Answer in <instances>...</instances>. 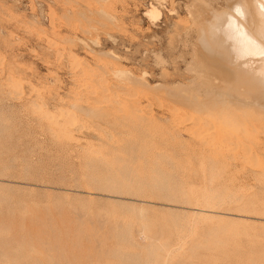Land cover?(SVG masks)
I'll return each mask as SVG.
<instances>
[{
    "label": "rangeland",
    "instance_id": "374dc122",
    "mask_svg": "<svg viewBox=\"0 0 264 264\" xmlns=\"http://www.w3.org/2000/svg\"><path fill=\"white\" fill-rule=\"evenodd\" d=\"M244 2L0 0V264H264V123L217 115L214 140L174 123L257 81L208 33L236 14L264 52ZM129 74L152 87L137 101Z\"/></svg>",
    "mask_w": 264,
    "mask_h": 264
},
{
    "label": "bare ground",
    "instance_id": "6f19581e",
    "mask_svg": "<svg viewBox=\"0 0 264 264\" xmlns=\"http://www.w3.org/2000/svg\"><path fill=\"white\" fill-rule=\"evenodd\" d=\"M243 1V0H242ZM201 3H203V2H201ZM245 4H243L242 5V3H241V6H240V4H239V7H242V12L243 11H245L246 9H248V12H249V21H251V23H253V24H259V25H261V26H263L264 27V0H245V2H244ZM238 4H236V6H237ZM199 6V5H198ZM231 8H233V7H231ZM202 9V8H201ZM220 9V8H219ZM236 9V7L234 8V10ZM237 9H238V7H237ZM226 10V9H225ZM228 10V9H227ZM219 11V10H218ZM233 11V10H232ZM237 11V10H236ZM214 12V11H213ZM227 12V11H226ZM229 12V11H228ZM247 12V11H246ZM245 12V13H246ZM193 13V12H192ZM203 13V12H202ZM216 13V12H215ZM230 13V12H229ZM234 13V12H233ZM241 13V12H240ZM244 13V12H243ZM204 14V13H203ZM247 14V13H246ZM191 15V14H190ZM215 15V14H214ZM220 15V14H219ZM236 15V14H235ZM235 15H233L232 16V14L230 15V14H223V15H220V16H218V18H215V19H220V17L222 18L223 16H225V18H226V20H227V22H223L222 21V23H224V24H216V22H214L215 24H211V26H210V28H209V26H208V28H209V32L208 33H210V31L211 32H214L213 34H215L216 36H217V34H218V37H219V35L221 36L220 38V44H224L225 43V52H227L228 51V48L230 47L229 45H228V43L227 42H231V43H236L237 45L239 44V50H240V52L242 53L241 55H238L237 56V54L236 53H232V51H230L229 50V52L231 53H229V52H227V54H229V57L230 56H232V55H234V54H236L235 56V58H236V60H235V63H237L238 64V66L239 67H237V69H245V70H247V72H248V70H251L250 71V76L251 75H255V76H253V77H258V79H257V81H252V80H248V79H246L247 81H251V83H242L243 85H245V86H242V84L240 85V83H239V86L241 87H243V88H241L242 90V98L240 97V95H238V91H240V89L238 90L237 89V94H235V93H233V94H235L236 95V97H237V95H238V97H239V99H240V101H239V103H240V105H238V106H233L232 105V103H230V102H227L226 100H225V102L223 101V102H221L220 104V106H217V105H214V106H216L215 108H214V114L215 115H212V114H210V111H208V110H194V111H192L191 113L189 112H184L185 114L183 115V117H181V113H179V115H180V117L181 118H178L179 116L177 115V118L176 117H174L175 118V120L177 119L178 121H175L174 123L176 124V126H177V129L176 130H178V131H184L185 133H188L189 135H192V136H194V137H201L202 136V133H207V131L208 132H210L209 130H211V128H212V132L211 133H213V135L211 134L210 135V137L211 136H214L215 134V129H214V119H215V117L218 115L219 116V118H226V119H228L229 117H230V115L232 114L231 112L233 111V113H234V111L235 112H237V113H239V112H242V113H245V111H246V115H247V111H249V115H250V112L252 113H254L253 114V116L254 117H256L258 120H260L262 123H264V102L263 103H261L262 101H260L261 100V98H259L260 100H258L255 96V98H253V94H254V92L255 93H260L259 95H261V92L263 91V89H264V52H260L259 50V52L256 50V46H257V44L255 43V41L248 35V30L246 29V27L244 26V22L243 23H241V22H239V21H237L238 20V18L236 19L234 16ZM240 15V14H239ZM144 16L145 17H149V18H153V19H155V18H158V16H159V13H158V11L156 10V9H154V8H152L151 7V10H149V11H147L145 14H144ZM246 17L248 16V15H245ZM245 16H244V19H247V18H245ZM213 17V16H212ZM217 17V16H216ZM197 18V17H196ZM203 18V17H202ZM224 18V17H223ZM222 18V19H223ZM225 18L223 19V20H225ZM228 18V19H227ZM222 19H220L219 21H221ZM197 20V19H196ZM225 20V21H226ZM248 20V19H247ZM247 20H245V21H247ZM214 21V20H213ZM216 21V20H215ZM218 21V20H217ZM241 21H243L242 19H241ZM206 22V21H205ZM218 23V22H217ZM220 23V22H219ZM247 23V22H246ZM248 24V23H247ZM249 24H250V22H249ZM248 27V26H247ZM263 27H261V28H263ZM254 28V27H253ZM258 28V27H257ZM199 29V28H198ZM200 30V29H199ZM202 30V29H201ZM207 30V29H206ZM208 31V30H207ZM255 31V30H254ZM203 32V31H202ZM258 32H261V31H258ZM205 33V32H204ZM207 33V32H206ZM203 34V33H202ZM250 34V33H249ZM253 34V33H252ZM256 34H259V33H256ZM200 35V34H199ZM208 35V34H207ZM206 35V36H207ZM261 35H263L262 33H261ZM203 36V35H202ZM202 36H201V38H202ZM205 36V37H206ZM212 36V40L213 41H215V39H213V36L214 35H209V37H211ZM204 37V36H203ZM204 37V41H205V38ZM259 37V36H258ZM215 38H217V37H215ZM254 38V37H253ZM255 38H257L256 36H255ZM261 38H263V36L261 37ZM261 38H260V41H261ZM211 39V38H210ZM259 39V38H258ZM199 40H201L200 39V37H199ZM216 40H219V38L218 39H216ZM221 40H222V42H224V43H222L221 42ZM211 41V40H210ZM212 41V42H213ZM259 41V42H260ZM200 42H203V41H200ZM207 42H209V41H207ZM205 43V42H204ZM214 43H216V42H214ZM226 43H227V45L229 46V47H227V45H226ZM233 43V44H234ZM261 43H264V41L263 42H261ZM261 43H259V44H261ZM201 44V43H200ZM206 44V43H205ZM230 44V43H229ZM258 44V45H259ZM203 45V44H202ZM202 45H200V46H202ZM240 45L242 46V48H240ZM210 46V45H209ZM218 47L220 46L219 45V43H218V45H217ZM263 46V45H262ZM222 47V46H221ZM237 46H235L234 45V48H238ZM261 47V46H260ZM208 48H212V47H208ZM216 48V47H215ZM231 49L233 48V46H231L230 47ZM233 48V49H234ZM258 48H259V46H258ZM195 49V48H194ZM221 49H223L224 50V48H221ZM264 49V48H263ZM227 50V51H226ZM261 50H262V48H261ZM210 52H212L211 51V49H210ZM235 52H237V51H235ZM216 54V53H215ZM111 55V54H110ZM224 55H225V53H224ZM226 56V55H225ZM224 56V57H225ZM118 58V57H117ZM219 58V57H218ZM221 58V57H220ZM234 58V59H235ZM115 59V58H114ZM230 59V58H229ZM232 60H233V58H232ZM117 61H119V59L117 60ZM228 61H230V60H228ZM203 63V62H202ZM211 63V62H210ZM224 63V62H223ZM226 63V62H225ZM213 64V63H212ZM236 64V65H237ZM208 65V64H207ZM236 65H234V66H236ZM200 67V66H199ZM208 67H210V66H208ZM216 67V66H215ZM219 68H220V66H218ZM212 69V68H211ZM228 69V68H227ZM235 69H236V67H235ZM206 70V69H205ZM214 70V69H213ZM215 70H217V68L215 69ZM203 71V70H202ZM227 71V70H226ZM231 71V70H230ZM237 71V70H236ZM244 71V70H243ZM241 72V73H244V72ZM206 72V71H205ZM215 72V71H214ZM217 72V71H216ZM220 72V71H219ZM240 72V71H239ZM116 73V72H115ZM114 73V75H117V73L115 74ZM120 73V72H119ZM119 73H118V75H119ZM122 73V72H121ZM121 73H120V75L119 76H123V75H121ZM131 73V72H130ZM202 73V72H201ZM236 73V72H235ZM124 74V73H123ZM128 74V73H127ZM208 74H209V72H208ZM221 75H222V72L220 73ZM237 74H239V73H237ZM246 74V73H245ZM245 74H243V75H241V76H238L239 77V79L241 78V77H243V76H245ZM133 75V74H132ZM218 74H216V76H217ZM233 75V74H232ZM127 76V80H126V84H124V85H122L121 83V85L123 86V92H126L125 94H127L129 97V101H130V99H136V97H133V96H135L136 94H135V92L133 93V91H137V90H139L140 92V94H141V92H146L147 90L150 92V90H151V88L152 87H150V85H149V83L145 80V74H144V76L142 77L141 76V78H137V77H134V76H130V74L129 75H126ZM198 76V75H197ZM205 76V75H204ZM210 76V75H209ZM212 76H214L213 75V73H212ZM230 76V75H229ZM249 76V77H250ZM211 77V76H210ZM237 77V76H236ZM248 77V76H247ZM252 77V76H251ZM122 78V77H121ZM217 78V77H216ZM223 78V77H222ZM221 78V79H222ZM201 79V78H200ZM199 79V80H200ZM210 79V78H209ZM236 79V78H235ZM242 79V78H241ZM240 79V80H241ZM252 79V78H251ZM121 80V79H120ZM230 80V79H229ZM232 80V79H231ZM227 81V80H226ZM215 82V81H214ZM224 82H225V80H224ZM241 82H242V80H241ZM253 82H255V83H253ZM124 83V82H123ZM223 83V82H222ZM217 85V84H216ZM226 85H227V83H226ZM226 85H224V88L225 87H227V88H229L228 86H226ZM234 85V84H233ZM232 85V86H233ZM237 86H238V84H236ZM122 86H120V88H122ZM154 86V85H153ZM156 86V85H155ZM209 86V85H208ZM211 87V86H210ZM157 88H159V87H157ZM187 88V87H186ZM208 88V87H207ZM219 88V87H218ZM218 88H217V90H218ZM220 88H222L223 89V87H220ZM237 88V87H236ZM235 87H234V89H236ZM239 88V87H238ZM135 89V90H134ZM137 89V90H136ZM160 89V88H159ZM226 89V88H225ZM230 89H233V88H230ZM229 89V90H230ZM244 89V90H243ZM122 90V89H121ZM208 90V89H207ZM206 90V91H207ZM228 90V89H227ZM229 90H228V92H229ZM147 91V92H148ZM152 91H153V89H152ZM224 91H226V90H224ZM235 91V90H234ZM233 91V92H234ZM146 92V93H147ZM227 92V93H228ZM231 92V91H230ZM156 93V92H155ZM159 93V92H158ZM241 93V92H240ZM262 93H264V92H262ZM228 94H231V93H228ZM233 94H231V95H233ZM190 95V94H189ZM214 95V94H213ZM224 95H225V93H224ZM227 95V94H226ZM249 95V96H248ZM140 96V95H139ZM150 96V95H149ZM164 96V95H163ZM168 96V95H167ZM205 96V95H204ZM229 96V95H228ZM234 96V95H233ZM252 96V97H251ZM141 97H142V95H141ZM183 97V96H182ZM201 97V96H200ZM222 97V96H221ZM236 97H234V98H236ZM257 97H258V95H257ZM262 97V96H261ZM137 98H139V97H137ZM196 98V97H195ZM161 99V98H160ZM163 99V98H162ZM166 99V98H165ZM174 99V98H173ZM206 99V98H205ZM223 99V98H222ZM236 99H238V98H236ZM242 99V100H241ZM133 100V101H134ZM197 100V99H196ZM202 100V99H201ZM212 100H214V99H212ZM224 100V99H223ZM227 100H229V99H227ZM132 101V100H131ZM135 101H137V99L135 100ZM134 101V102H135ZM179 101V100H178ZM177 101V102H178ZM191 101V100H190ZM205 101V100H204ZM218 101V100H217ZM222 101V100H221ZM230 101V100H229ZM237 101V100H236ZM236 101H235V103H236ZM186 101H180L179 103H177V104H179V106H180V104H184ZM211 102V101H210ZM209 102V103H210ZM232 102V101H231ZM155 103V102H154ZM157 103V102H156ZM167 103V102H166ZM188 103V102H187ZM191 103V102H190ZM234 104V103H233ZM170 104H168V106H169ZM196 105V104H195ZM148 106V105H147ZM172 106V105H171ZM170 106V107H171ZM183 106V105H182ZM164 107V106H163ZM188 107V106H187ZM200 107H201V105H200ZM212 108V107H211ZM165 109V108H164ZM167 109H169V108H167ZM172 109H173V107H172ZM185 109V108H184ZM194 109V108H193ZM210 109V108H209ZM187 110V109H186ZM172 111V110H171ZM173 112V111H172ZM177 112V111H176ZM175 111H174V113H176ZM188 113V114H187ZM171 115H173V114H171ZM240 115H242V114H240ZM245 115V114H244ZM243 116V115H242ZM248 116V115H247ZM247 116L245 117V118H247ZM252 116V117H253ZM173 119V118H172ZM224 119H222L223 121H224ZM239 119V118H238ZM242 119V118H241ZM244 119V118H243ZM253 119V118H252ZM247 120H249V119H247ZM253 120H255V119H253ZM257 121V120H256ZM260 121L258 122V123H260ZM234 122V121H233ZM254 122V121H253ZM171 123H172V121H171ZM251 124H252V122H250ZM261 123V124H262ZM226 124V123H225ZM224 124V125H225ZM256 124V123H255ZM261 124H258V125H261ZM175 126V127H176ZM217 126V125H216ZM256 127V129H257V125H255ZM231 127V126H230ZM241 128V127H240ZM260 127L258 126V129H259ZM213 129H214V131H213ZM247 130V129H246ZM240 131H242V130H240ZM247 131H249V130H247ZM222 132V131H221ZM220 132V133H221ZM262 132H264V130L262 131ZM204 133V134H205ZM217 133V132H216ZM225 133H227V132H225ZM243 133H245V132H243ZM201 134V136H198V135H200ZM223 134V133H222ZM229 134V133H228ZM241 134V133H240ZM240 134H238L237 136H239ZM247 134V133H246ZM217 135V134H216ZM215 135V136H216ZM224 135V134H223ZM226 135V134H225ZM229 135H231V134H229ZM228 135V136H229ZM233 135V134H232ZM248 135V134H247ZM211 137V138H213V140H214V138H217V137ZM218 136H220V135H218ZM240 136H242V135H240ZM209 137V138H210ZM231 137H233V136H231ZM252 137V136H251ZM211 138L210 139H207L208 141L209 140H211ZM219 138V137H218ZM221 138H222V136H221ZM221 138H219V139H221ZM235 138L237 139V137L235 136ZM241 138V137H240ZM253 138V137H252ZM225 139H227L226 138V136H225ZM224 139V140H225ZM231 139H233V138H231ZM246 139V138H245ZM254 139V138H253ZM212 140V143L210 144V143H208V142H206V143H208V144H210V145H206V151L208 152L209 151V149L210 150H212V148H215L214 147V144L216 145V143H214V141ZM215 140H218V139H215ZM234 140V139H233ZM206 141V140H205ZM227 141H230V140H227ZM211 142V141H210ZM215 142H217V141H215ZM219 142V141H218ZM231 143V142H230ZM251 143V142H250ZM249 143V144H250ZM253 143H258V141H256V142H253ZM253 143H251V144H253ZM202 144H205V142L204 143H202ZM220 144V143H219ZM219 144H217V145H219ZM225 144V143H224ZM223 144V145H224ZM226 144H228L229 145V143H226ZM237 144H238V141H237ZM227 145V146H228ZM231 145V144H230ZM233 145V144H232ZM243 145V144H242ZM258 145V144H257ZM257 145H255V146H257ZM237 145H233V147H231V149H230V146H229V150H227V151H229V152H231V151H233V149L232 148H234V149H236L235 147H236ZM244 147H242L243 149H245L244 151L246 152V149L248 148V147H246L245 145H243ZM249 146V145H248ZM260 145H258V147H259ZM263 146H264V144H263ZM222 148L224 147V146H221ZM220 147V145H219V148H221ZM226 147V146H225ZM251 147V146H250ZM202 148H203V146H202ZM219 148H218V150H219ZM251 148H253V147H251ZM224 149H226V148H224ZM254 149V148H253ZM259 149V148H258ZM216 150V149H215ZM249 150V149H248ZM200 151H201V149H200ZM200 151H198V152H200ZM243 151V152H244ZM254 151V150H253ZM202 152V151H201ZM206 152V153H207ZM212 152V151H211ZM214 152V151H213ZM222 152V151H221ZM229 152H228V154H229ZM242 152V151H241ZM244 152V154H247V153H245ZM248 152V151H247ZM256 152V151H255ZM254 152V153H255ZM261 152V151H260ZM205 153V152H204ZM215 153H216V151H215ZM220 153V152H219ZM197 154V153H196ZM195 154V155H196ZM212 154V153H211ZM226 154V153H225ZM231 154V153H230ZM243 154V155H244ZM251 154H253V153H251ZM257 154V153H256ZM203 155V154H202ZM214 155V154H213ZM232 155V154H231ZM230 155V156H231ZM248 155L249 154H247L246 156L248 157ZM206 156H207V154H206ZM253 156H254V154H253ZM205 157V156H204ZM221 157V156H220ZM223 157H224V155H223ZM225 157H226V155H225ZM244 158H245V156H243ZM243 157H241V159H243ZM251 157V156H250ZM231 158V157H230ZM258 158H259V155H258ZM257 158V160H259ZM216 159V158H215ZM223 159V158H222ZM246 159V158H245ZM253 159L255 160V158L254 157H252V161H253ZM261 159V158H260ZM211 160V159H210ZM221 160V159H220ZM225 161H226V159H225ZM230 161V160H229ZM210 162V161H209ZM215 162V161H214ZM219 162V161H218ZM250 162V161H249ZM253 163H255L254 161H253ZM259 163V162H258ZM264 163V162H263ZM216 164V163H215ZM246 164V163H245ZM250 164H251V162H250ZM256 164V163H255ZM255 164H252L253 166L255 165ZM261 164V163H260ZM212 165V164H211ZM226 165V164H225ZM237 165V164H236ZM251 165V166H252ZM217 166H218V164H217ZM221 166H222V164H221ZM262 166H264V165H262ZM237 167V166H236ZM260 167V166H259ZM244 169V168H243ZM246 171V170H245ZM262 171V170H261ZM124 172H126V171H124ZM260 172V171H259ZM264 172V171H263ZM263 172H261V174H262V176L264 175V173ZM128 175V174H127ZM131 175V174H130ZM259 175V174H258ZM166 176V175H165ZM261 176V175H260ZM163 177V176H162ZM164 178V177H163ZM166 178V177H165ZM234 178V177H233ZM122 179V178H121ZM127 179V178H126ZM258 179V178H257ZM264 179V178H263ZM112 181V180H111ZM117 181V180H116ZM121 181V180H120ZM108 182H109V180H108ZM123 182V181H122ZM141 182H142V180H141ZM143 182H144V180H143ZM142 182V183H143ZM139 183V182H138ZM137 183V184H138ZM141 183V184H142ZM115 184V183H114ZM113 184V185H114ZM117 184H118V182H117ZM140 184V183H139ZM174 184V183H173ZM126 185V184H125ZM127 186V185H126ZM120 187V186H119ZM139 187V186H138ZM128 189V188H127ZM213 189V188H212ZM226 195V194H225ZM225 195H224V197H225ZM228 197V196H227ZM229 197H231L230 195H229ZM232 199H233V197H232ZM238 199V198H237ZM236 200V199H235ZM90 258V257H89ZM92 258V257H91ZM69 261V260H68ZM31 263V262H30Z\"/></svg>",
    "mask_w": 264,
    "mask_h": 264
}]
</instances>
